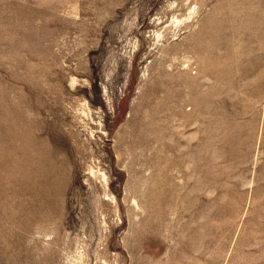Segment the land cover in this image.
<instances>
[{
    "label": "rangeland",
    "instance_id": "374dc122",
    "mask_svg": "<svg viewBox=\"0 0 264 264\" xmlns=\"http://www.w3.org/2000/svg\"><path fill=\"white\" fill-rule=\"evenodd\" d=\"M0 264H264V0H0Z\"/></svg>",
    "mask_w": 264,
    "mask_h": 264
},
{
    "label": "bare ground",
    "instance_id": "6f19581e",
    "mask_svg": "<svg viewBox=\"0 0 264 264\" xmlns=\"http://www.w3.org/2000/svg\"><path fill=\"white\" fill-rule=\"evenodd\" d=\"M184 69H185V68H184ZM184 69H183V70H184Z\"/></svg>",
    "mask_w": 264,
    "mask_h": 264
}]
</instances>
